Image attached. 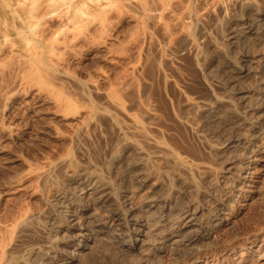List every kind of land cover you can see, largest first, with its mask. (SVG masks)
I'll use <instances>...</instances> for the list:
<instances>
[{"label":"bare ground","instance_id":"6f19581e","mask_svg":"<svg viewBox=\"0 0 264 264\" xmlns=\"http://www.w3.org/2000/svg\"><path fill=\"white\" fill-rule=\"evenodd\" d=\"M172 19L161 23V39L132 38L136 55L114 76L98 64L79 66L91 51L94 63L122 64L110 36L79 49L61 30L39 33L21 65L0 60V132L19 141L0 146V201L9 203L0 206V264H84L97 247L118 252L112 264H183L196 257L203 229L226 220L231 202L250 191L263 158L264 49L257 43H264V0H183ZM150 42L155 77L140 53ZM186 55L195 80L183 71ZM153 79L162 96L150 92ZM20 102L31 110L46 105L32 113L42 124H5ZM227 118L241 131L219 139L215 125L216 138L204 135ZM173 126L188 135H173ZM45 136L64 143L55 157L22 153ZM20 192L36 202L15 200ZM61 199L68 205L53 225Z\"/></svg>","mask_w":264,"mask_h":264},{"label":"rangeland","instance_id":"374dc122","mask_svg":"<svg viewBox=\"0 0 264 264\" xmlns=\"http://www.w3.org/2000/svg\"><path fill=\"white\" fill-rule=\"evenodd\" d=\"M182 1L183 0H0V60L5 61L4 62L5 65L6 66L8 65L7 67L9 68H15L21 65L23 60L25 59L27 60V58L29 57L28 52L31 43L28 42L30 41V37L37 36V34L39 33H42L45 38H49L53 36V32L57 30H61L62 32H65L64 33L65 36H63L65 41H68L69 44L73 41L72 44L76 45L77 43V45L78 44H80V46L83 45L82 47H80L79 45L76 46L77 48L80 47L81 49H85V47L90 43L95 44L110 36L114 40V41L111 40V44H113L112 48H115L113 50L115 52L117 51V53L120 52L121 54L120 53L119 54L122 57H124L123 59H120V61H122V64L120 63L119 65L109 66L101 61L94 63V61L96 62L98 59L93 56L95 52L93 53V51H91V53L89 52L90 54L86 56V59L80 62L79 66H84L86 63L98 64L104 68L107 69L109 68L110 72L112 73L110 74L114 76V74H116L114 72H118L119 71L118 69H120L121 66H124L126 64L127 56L136 55L135 54L136 51L135 49H133L131 45V40L136 38L137 41H141L140 39L143 38V35L146 32H150L154 36V38H156V40L161 39L160 36L161 23L171 24L172 21H174L172 18L175 19L179 4ZM165 18L167 20L170 18L169 20L170 22L166 21ZM153 25H155L154 29L152 28ZM43 26L47 28L42 30ZM196 32L197 30L195 31V33ZM195 36H197V33ZM85 39L86 40L88 39L90 41L88 42ZM180 41H181L180 39H178L177 41V38H173L174 44L176 43L175 45H177V42L179 44ZM47 43H48L47 49L42 51L45 54H47V50H50L49 41H47ZM143 45L144 46H142V49L140 47V53L143 55V58H145V56L146 58L147 57L149 58V59L147 58V60L145 59L146 60L145 67L147 66L145 69L147 73H149L152 77H155L153 75L156 74V71H155V67L153 66L154 63L152 62V58H151L153 57V55H155L154 45L152 42ZM145 45L148 46L151 45L149 47L151 51H149L148 46L145 47ZM257 45L259 46V47L257 46V49L260 50L261 46L262 49H264V43H260V44L257 43ZM130 49H132V52L134 53H131ZM127 50L129 53L126 52ZM142 50H144L145 52ZM147 50H148V55H146ZM51 51L53 53L59 54L63 50L62 47H59L56 48L55 50L52 49ZM151 52H153L154 54L153 53L151 54ZM189 60H191L190 57L186 55L183 61V71L184 72H186V70L190 71L187 72L190 73L192 79L195 80V75L193 74L194 72H192L191 61ZM72 69L75 71L78 68L75 67L73 64ZM151 73L154 74L152 75ZM155 83L156 82L153 79V84L150 87L151 88L150 92L152 90L154 91L153 93H155L158 96L161 90L156 89L158 87L156 86ZM193 85L196 86L195 83H193ZM160 95L161 96L163 95L162 92ZM23 103L20 102V104L16 106L18 108L15 107L13 110H11V112L10 111L6 112L8 115L7 114L4 115L3 122L5 124H10V123H11L10 125L13 124L16 129L25 128L24 127L25 125L26 127H28L31 124L34 125L42 124L33 117L34 114H36V111L42 112L43 110L41 109L45 110L46 105L35 107L34 109L32 108L31 110L27 108V106ZM43 117L45 120L44 122L49 121L51 118L49 114L47 115L44 114ZM229 120L231 119L229 118L226 119V121ZM220 121L224 123L223 124L221 122L223 126H221V123H219ZM226 121L225 119L214 121V123H212L214 125V128L216 126L217 129L218 127L219 128L221 127L220 128L221 131L220 129L218 130L216 128L214 129L213 125L210 124L212 128L210 129L211 126L209 125L208 126L209 128L207 127L208 129L204 130V135L206 134V136L210 138L213 135H217L218 134L217 132H219L220 135L219 136L217 135L219 139L232 138L236 134V132L241 131V129H239V127L236 126L235 120L229 121L230 123H234V126L233 124H231L232 125L231 126L230 123L228 122L226 123ZM215 122H217L218 124H216ZM173 128H174L173 135H188L181 127L177 129L176 126H173ZM175 129L177 130V132L175 131ZM263 133L264 130L262 134L259 136L260 137L259 139H261L262 137L259 143L260 145H262L260 149L261 151L260 154L262 155L261 157L263 158L261 161H258L254 165L256 166L254 167L255 173L252 176L254 178L251 177L254 181L251 182L252 186L249 188L250 191L241 192L239 195H237L233 203L231 202V206H230L231 208L226 216V220L223 218L218 219V221L216 220V223L214 222L212 225L207 226L203 229L202 232L205 233V234L203 233V236L206 237H204L199 241L198 244L201 245L198 247L196 251V255L195 254L193 255L196 257H190V258L188 256L185 257L186 259H183V261L184 260L185 261L184 262L182 261L183 264H264V136H263L264 134ZM2 135L5 134L0 132V143H1L0 146L3 145L12 146L13 142L14 143L15 141L16 143L19 142L17 139H14L12 141L9 139L7 140ZM227 135L228 137H223ZM44 140H46L45 142L42 141L44 144L47 143L50 145H44L43 143H36V145H34L33 147L32 146H28V147L26 146L25 148L22 147L21 148L22 153L26 155H30L33 158H37L40 155V152L41 153L44 152L49 156L51 155L50 157H55L56 156L55 154L61 151L59 150V148L62 149L64 144L62 141L59 142L54 141L52 139L47 138L46 136ZM23 148L25 150L27 149L26 150L27 153L24 152L25 150ZM54 148L56 149V151ZM242 150L243 149H240V151ZM36 155L37 157H34ZM225 155L227 156V154H224L223 157L226 158ZM5 170L6 169H1L0 167V172H1L0 175L4 174ZM75 186H76L75 184L71 186L72 190H75L74 189ZM16 195H15L16 196L15 200H22L23 202H28L32 200L31 201L32 203L36 202L34 198L31 199V197L28 196L27 192L26 193L20 192ZM60 201L63 203L61 204ZM66 202L67 201L63 199L58 201L57 207L58 206L59 207L58 208L56 207L57 217L53 219V222L49 221L51 222V224L53 223V225H55L54 222H56L57 219L61 220V218L63 217L61 216L63 215L62 211L63 209H65L63 207H66V205H68ZM37 203H38L37 205H39V202ZM64 203L66 204L65 206ZM8 205L9 203L7 200L0 201L1 207H5ZM38 207L41 208L42 206L39 205ZM97 245H99V243ZM101 248L102 247L99 248L97 247L96 249L93 248V250L91 249L90 253H88L90 256L89 255H88L89 257L86 256L85 257L86 259L85 258L82 259V262H84V264H110V263L112 264L114 259L118 256L117 255L118 252L117 251L112 252L110 250L113 249L108 247L106 248V250L105 249L103 250L104 247L102 249ZM107 250L108 253L111 254L108 255L106 253ZM96 251L97 253L98 252L99 253L97 254ZM103 253L104 256L102 255ZM112 256L114 257V259ZM87 257L89 259H87ZM85 260L88 261L86 262ZM170 261L171 260L167 259L163 262V264L166 263L169 264ZM153 262H155L154 259H152L151 264H154ZM124 264H130V263L125 262Z\"/></svg>","mask_w":264,"mask_h":264}]
</instances>
